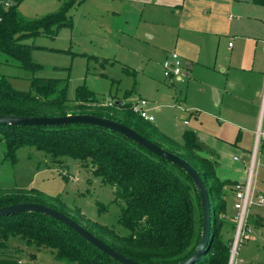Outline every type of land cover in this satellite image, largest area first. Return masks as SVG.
I'll return each mask as SVG.
<instances>
[{
    "label": "trees",
    "instance_id": "16d2710c",
    "mask_svg": "<svg viewBox=\"0 0 264 264\" xmlns=\"http://www.w3.org/2000/svg\"><path fill=\"white\" fill-rule=\"evenodd\" d=\"M4 10L0 5V53L13 65L35 74L40 66L31 60L34 45L25 41L52 35L63 27L71 28L67 14L85 0H69L57 11L27 19L18 11L22 0H13ZM30 91L14 90L8 78L0 74V115L17 117H59L88 114L122 123L149 141L187 161L203 180L212 215L211 240L207 253L195 264H228L233 237L226 236L224 191L233 187L217 176L218 162L193 132H184L176 141L152 123L132 113V103L111 97L105 105L86 86L77 88L73 100L67 98L64 79L33 76ZM117 99V100H114ZM122 102V105H116ZM0 139L6 146V158L16 163V152L33 148L49 155L57 164L66 159L80 161L101 183L114 189V203L120 208L117 225L127 231L120 235L115 225L89 220L80 210L74 216L53 208L94 234L117 252L141 264H178L189 259L201 238L200 199L191 178L180 168L150 153L123 135L90 125L6 126L0 125ZM212 156V155H211ZM31 191L0 189V208L12 204L39 201ZM55 201H58L56 199ZM45 205V204H44ZM227 227L235 233L234 216ZM11 238L26 246L51 250L54 257L69 264H120L90 245L70 228L38 213H19L0 217V250L8 248ZM0 259V264H5Z\"/></svg>",
    "mask_w": 264,
    "mask_h": 264
},
{
    "label": "rangeland",
    "instance_id": "374dc122",
    "mask_svg": "<svg viewBox=\"0 0 264 264\" xmlns=\"http://www.w3.org/2000/svg\"><path fill=\"white\" fill-rule=\"evenodd\" d=\"M67 1L22 0L18 11L27 19L39 18L57 11ZM153 3L85 0L69 9L71 28L63 27L52 35L25 41L34 45L31 60L40 66L34 75L13 65L9 58L8 62L1 53L0 74L8 78L14 90L22 92L30 91L29 80L33 76L65 79L69 100L74 99L81 86L105 100V105L112 101L111 97L119 99L127 93L124 100L128 103L141 98L157 106L159 111L153 112L152 124L166 136L176 141H181L186 131L210 136L218 126L213 113L218 116L221 107L215 108L216 89L206 83L217 81L218 70L201 68L202 82L193 76L180 81L164 77L159 47L165 45L163 40L170 45L172 38L174 45L177 33L173 30L167 35L162 28L172 30L176 16H170L160 7L162 4L153 7ZM173 49L166 51L171 53ZM0 189L31 191L32 198L40 204L71 216L78 209L89 220L115 225L120 235L127 234L117 225L120 208L113 202L114 189L102 184L80 161L66 159L57 164L49 155L25 147L16 152V163H12L6 158V146L0 139ZM256 213L264 219V208L252 206L248 216L252 218ZM226 220L231 223L230 217ZM254 226L248 241L240 244L234 264H264V225ZM0 259L5 264H69L57 260L49 249L26 246L16 238L9 240L8 248L0 250Z\"/></svg>",
    "mask_w": 264,
    "mask_h": 264
},
{
    "label": "crops",
    "instance_id": "0c3cea01",
    "mask_svg": "<svg viewBox=\"0 0 264 264\" xmlns=\"http://www.w3.org/2000/svg\"><path fill=\"white\" fill-rule=\"evenodd\" d=\"M153 7L162 4L170 16H176L172 30L164 27L166 34L175 30L173 45H160V59H168L166 51L173 48L183 61L191 66L187 76L165 78L201 80V68L218 70L216 82H207L214 91L215 108L221 107L216 117L215 132L197 137L208 146L217 160V176L230 184H243L251 177L257 194H264V140L258 145L254 159L255 135L263 108L264 93V0H153ZM171 12V13H170ZM164 30L161 37L164 35ZM153 38V37H152ZM166 39V38H165ZM160 69V68H159ZM148 103L149 113L158 112ZM186 123V121H185ZM238 155V157H235ZM250 166V167H249ZM257 173V175H256ZM256 175V181L254 176ZM226 213L224 218L235 216L232 187L224 191ZM258 208H263L256 206ZM248 216L247 236L251 227L264 225L259 214ZM252 220L251 222L249 220ZM228 220L225 221V224ZM226 236L233 233L226 226ZM245 240V241H246Z\"/></svg>",
    "mask_w": 264,
    "mask_h": 264
},
{
    "label": "water",
    "instance_id": "95a60500",
    "mask_svg": "<svg viewBox=\"0 0 264 264\" xmlns=\"http://www.w3.org/2000/svg\"><path fill=\"white\" fill-rule=\"evenodd\" d=\"M116 105L121 106L122 102H116ZM71 124L101 127L106 130L113 131L117 134H121L126 139L132 141L138 146L145 148L150 153L162 158L163 160L171 163L172 165L177 166L191 178L200 199L202 215L201 238L193 255L186 261L178 264L197 263L207 253V250L209 248L210 240L212 237V215L206 186L201 177L199 176L198 172L195 170V168L192 167L187 161L183 160L182 158L178 157L177 155L171 152L164 150L160 146L156 145L155 143L149 141L148 139L137 133L132 128L107 118H99L88 114H69L66 116L59 117H17L12 115H0V125L6 126L37 127ZM19 213H38L53 218L56 221L70 228L79 237L84 239L90 245L98 249L103 254L107 255L110 259L114 260L115 262H118L120 264H141L139 262L131 260L130 258L125 257L124 255L114 250L108 244L97 238L94 234L89 232L87 229H85L83 226H81L65 214L46 205L33 202H25L12 204L0 208V217L16 215Z\"/></svg>",
    "mask_w": 264,
    "mask_h": 264
},
{
    "label": "built area",
    "instance_id": "2783aa9c",
    "mask_svg": "<svg viewBox=\"0 0 264 264\" xmlns=\"http://www.w3.org/2000/svg\"><path fill=\"white\" fill-rule=\"evenodd\" d=\"M13 0H0V5L7 10L13 4ZM264 50V48H263ZM190 62L183 61L182 58L176 53L171 52L168 59L164 60L162 63V68L164 71V76L166 78L170 77H184L187 76L190 70ZM263 108L261 112V117L259 121V128L256 132V142L254 145V153L252 159H254L255 154L258 149V145L262 140H264V93H263ZM111 106V103H107ZM131 111L133 114L138 116L145 122L153 123L154 117L149 113L148 102L145 99H137L131 105ZM234 196V210L236 214L234 216V221L236 224L235 233L233 236L232 243L230 244L229 252V263H236V258L238 255V248L241 243L245 242L247 236V217L249 210L252 206H259L264 208V194H257L254 187L251 184V177L243 184H236L233 187Z\"/></svg>",
    "mask_w": 264,
    "mask_h": 264
}]
</instances>
